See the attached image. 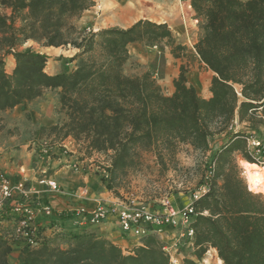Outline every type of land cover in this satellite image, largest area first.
<instances>
[{
    "label": "trees",
    "instance_id": "trees-1",
    "mask_svg": "<svg viewBox=\"0 0 264 264\" xmlns=\"http://www.w3.org/2000/svg\"><path fill=\"white\" fill-rule=\"evenodd\" d=\"M187 1L198 27L191 55L212 73L208 98L188 83L183 64L168 95L150 73L123 72L132 43L164 42L174 58L188 55L166 23L139 19L126 28L87 32L75 22L94 0H0V113L47 89L58 90L56 122L36 128L32 139L69 137L82 159L101 156L100 180L115 196L128 173L140 169L143 154H151L159 172L166 173L176 164L179 146L206 154L213 138L226 133L205 161L199 185L206 184L204 191L189 205L194 237L180 264H198L209 249L221 264H264V194L248 188L236 162V156L256 162L247 138L256 123L264 127V0ZM28 42L75 49L70 58L75 68L48 74V56L22 49ZM7 57L13 58L11 73L5 69ZM235 116L249 131L228 130ZM12 210L0 212V264H169L164 243L154 234L124 254L92 230L44 235L34 223L19 228L23 215ZM11 219L14 225L3 224ZM23 233H34L36 244ZM15 245L19 251L12 263Z\"/></svg>",
    "mask_w": 264,
    "mask_h": 264
},
{
    "label": "rangeland",
    "instance_id": "rangeland-1",
    "mask_svg": "<svg viewBox=\"0 0 264 264\" xmlns=\"http://www.w3.org/2000/svg\"><path fill=\"white\" fill-rule=\"evenodd\" d=\"M141 2L143 3V6L138 4L139 9L137 17L149 14L148 16L153 18L151 13L155 14L154 18H156L157 21L154 22L166 23L172 32L175 42L185 45L189 52L187 56L184 54V57L182 58H174L170 54L169 47H167L164 42L155 46H145L139 43V51L130 54V59L124 65L123 72L126 75H139L143 72L150 73L152 78L160 85L163 92L168 95L173 90L172 80L178 74L179 65L183 64L187 71L186 76L188 83L193 85L201 96H206L209 93L208 87L212 73L203 68L197 59L191 55L193 44L198 36V27L196 22L192 19L193 12L189 2L187 0H141ZM98 14L99 12H84V14L76 20L75 24L77 27L86 30L87 32L103 29L104 24L101 23ZM26 47H31L33 50L40 51L48 56L45 67L47 71L54 69L56 71L66 72L72 70L76 66V61H71L70 58L77 51L71 47L45 49L39 47L33 42L26 43L22 46V49ZM129 50L132 49L129 48ZM12 66V60L5 61V69L7 73H11ZM41 97H48L49 100L57 98V104L53 108V113L57 120L58 90L47 89L43 92ZM23 114L24 113H21V115L15 116L12 111H3L0 113L3 124V130L0 133V145L5 143L13 150H17L19 146L27 143V152H31L33 155L47 154L49 152L48 149L53 148L59 142L44 137L39 140H33L32 134L36 128L32 129L29 127L30 119ZM231 123L233 124V130H229V125ZM231 123L228 125L229 131L241 130L240 127H246L245 131H249L247 127L248 124L245 122H239L237 116H235ZM255 127L256 130L251 132L252 135L264 143V127L258 123H256ZM252 154L256 161L253 163L260 167L264 166V163H262L264 158L258 159L259 157H257V155L254 153ZM210 156L211 154L208 155L200 152H193L187 146H179L175 156L176 164H169L168 171L166 173H160L159 166L154 162L153 156L149 153H145L142 156L143 164L140 169L135 172H129L126 179L117 189L119 193V196H116L118 197V202L124 205H142L153 212L160 208V200L162 198L169 197L174 206L179 209V207H183L184 204L181 201L185 202L189 200L192 194L199 189L202 169L205 161H208ZM102 159L103 158L99 155L86 158V160L89 161L88 165H91L94 168L95 174L98 176L100 175L98 179L102 175H105L102 168ZM258 160L261 163H259ZM244 161L245 160L241 157L236 156L240 175L248 186L242 167ZM0 175L7 177L4 171H0ZM251 191L264 194V190L260 188ZM21 197L20 192H15L10 200H6L3 206H0V212L10 207H13L12 211L17 212L14 208H16L17 201H19ZM118 202L116 205L119 204ZM9 222L10 223H8V221H3V224L14 225L13 219L9 220ZM34 224H36L35 220ZM174 232L175 230L172 229L171 233H163V235L165 234L168 237L164 241L169 242L172 233ZM19 243V241L15 242L16 245H20ZM16 245L13 247L14 251L19 247ZM134 248L135 247L125 248V251L129 253H124V251L121 250L124 254H130L133 252ZM189 250V248H182V255L186 256L189 254ZM206 259L207 262L205 261ZM197 262L198 264H219L216 253H214L212 249H209L203 258Z\"/></svg>",
    "mask_w": 264,
    "mask_h": 264
},
{
    "label": "crops",
    "instance_id": "crops-1",
    "mask_svg": "<svg viewBox=\"0 0 264 264\" xmlns=\"http://www.w3.org/2000/svg\"><path fill=\"white\" fill-rule=\"evenodd\" d=\"M137 1L94 0V5L84 12H99V19L104 24L103 28L113 26L126 28L141 18L157 21L153 13H151L153 18L148 16L149 14L137 17L139 9ZM139 47V43L129 44V54L138 52ZM49 48L54 47L45 49ZM129 48L132 50H129ZM6 60L13 61V58L7 57ZM45 71L48 74L60 72L54 69L48 71L45 69ZM209 96L210 92L203 97L208 98ZM56 104L57 98L49 100L48 97H39L31 102L17 105L13 109L6 110V112L12 111L15 116L24 113L23 115L30 119L29 127L35 129L38 126L49 125L56 121V116L53 113ZM240 128L241 131L246 130V127ZM226 138V133L215 136L210 142L211 150L206 154H212ZM27 146L26 143L19 146L17 150H13L5 143L0 145V171L6 173L12 185L18 182L25 184V197L22 200L34 206L35 223L39 228L44 229V235L59 231L81 233L92 230L112 241L124 253H129L125 251V248L141 245V240L121 230L116 215L112 213L108 214L97 225L84 224L79 220L77 215L79 210H82L83 213H89L100 205L110 209V207L117 204L118 197L105 188L100 178L98 179L100 175L95 174L94 168L88 165L89 161L86 158L82 159V153L71 138L68 137L57 143L53 148H49L47 154L33 155V153L26 151ZM42 179H54L59 186V190H50L46 185L40 183ZM191 201V197L185 202L181 201L184 204L179 209H183ZM42 206H49L52 215L46 216L41 210ZM153 227H155V230L159 229L157 226ZM165 232L171 233L172 228L165 227L164 230L153 234L160 241H164L168 238L165 234L163 235ZM18 251V249L16 251L13 249V256L10 258L12 263L17 261Z\"/></svg>",
    "mask_w": 264,
    "mask_h": 264
},
{
    "label": "built area",
    "instance_id": "built-area-1",
    "mask_svg": "<svg viewBox=\"0 0 264 264\" xmlns=\"http://www.w3.org/2000/svg\"><path fill=\"white\" fill-rule=\"evenodd\" d=\"M229 130H233L232 123L229 125ZM247 147L251 153L259 157L258 159L264 158V143L258 138L254 136L247 138ZM259 163L261 162L259 161ZM207 175H211V171H208ZM40 183L46 185L53 191L59 189L54 179H42ZM205 187L206 184L202 185L199 190L192 194L191 198H197L201 191H204ZM24 190L25 187L23 182L12 185L8 177L0 175V206H3L6 200H10L15 192H20L22 198L25 197ZM118 203V205L110 207V209L104 205L97 206L89 213H83L82 210H79L77 215L79 216V220L84 224L97 225L101 223L108 214L112 213L116 215L121 230L138 239L155 232L158 233L164 230L165 227H171L175 232L172 233L169 242L162 241L164 243L163 251L169 258V264L181 263L184 257L181 253V249H190L194 237L193 230L189 226L191 222L190 213L192 212L189 206L190 203L183 209H177L171 198L164 197L160 200V208L153 212L142 205H124L120 202ZM15 207V210L21 212L23 215V219L19 222V228L27 227L34 223L36 216L34 206L21 200V202L17 201ZM41 210L46 216L52 215V210L49 206H42ZM153 226H157L159 229L155 230ZM23 235L27 238L28 243L32 245L36 244V235L34 233L30 235L28 233H23Z\"/></svg>",
    "mask_w": 264,
    "mask_h": 264
},
{
    "label": "bare ground",
    "instance_id": "bare-ground-1",
    "mask_svg": "<svg viewBox=\"0 0 264 264\" xmlns=\"http://www.w3.org/2000/svg\"><path fill=\"white\" fill-rule=\"evenodd\" d=\"M140 6L143 5L141 0L137 1ZM245 178L248 182L250 190L263 189L264 190V166L260 167L254 163L244 161L242 163ZM214 253L215 249H212ZM207 262V259L205 260ZM217 261L221 264V260L217 257Z\"/></svg>",
    "mask_w": 264,
    "mask_h": 264
}]
</instances>
